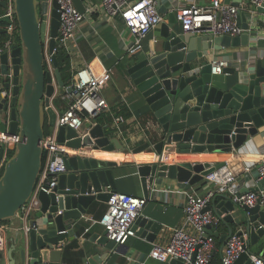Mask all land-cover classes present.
I'll return each instance as SVG.
<instances>
[{
    "label": "water",
    "instance_id": "obj_1",
    "mask_svg": "<svg viewBox=\"0 0 264 264\" xmlns=\"http://www.w3.org/2000/svg\"><path fill=\"white\" fill-rule=\"evenodd\" d=\"M85 1L74 0L81 12H85ZM6 6L7 0H0V7L5 9ZM14 8L20 42H13L0 53L3 79L0 109L7 115L9 133L17 135L18 141L9 147L12 154L6 159L0 175V224L15 217L33 194L43 168L46 125L55 126L57 117L53 98L63 93L67 84L55 51L60 27L57 1L14 0ZM157 8L168 15V23H162L161 38L147 49L134 53L128 68L133 84L149 105L153 129L152 137L133 152L153 150L159 155L157 161L138 166L145 197L149 184L157 177L174 179L179 187L185 188L207 181L206 175L226 163L211 160L168 163L163 158L165 151L229 152L241 147L264 127V58H257L247 73H238L237 80H215L211 61L205 54L212 48L247 45L250 34L186 33L178 27L174 12H168L160 1ZM244 19L245 12L241 11L238 23L241 25ZM8 21L9 18L1 17L0 13V22ZM243 27L249 26L244 23ZM46 50L52 55L53 70L45 68ZM224 72L235 74L236 69L229 66ZM57 140L74 149L129 150L119 137L90 121L85 122L81 130L61 126ZM4 152L5 148L0 146V163ZM65 163L67 171L60 174L53 191L39 195L41 214L30 220L28 227L19 230L13 239L8 250L10 264L17 260L20 264H61L62 247L57 248L61 234H74L73 225L67 221L80 219L91 203L96 200L109 202L118 192L113 168L117 162L70 153L65 156ZM263 184L264 181L253 189ZM205 209L225 214V222L246 228L250 233L249 247L234 264H253L250 246L264 235V208L239 205L228 192L220 191ZM237 210L242 215L232 214ZM134 228L154 241L162 225L139 216ZM214 229L208 226L207 234H212ZM232 233L234 229L230 228V235ZM99 237L100 244L109 241L105 230L94 234L92 240ZM16 243L20 244L19 259L13 255ZM101 258L100 254H95L89 261L100 264ZM166 262L189 264L172 257Z\"/></svg>",
    "mask_w": 264,
    "mask_h": 264
},
{
    "label": "crops",
    "instance_id": "obj_2",
    "mask_svg": "<svg viewBox=\"0 0 264 264\" xmlns=\"http://www.w3.org/2000/svg\"><path fill=\"white\" fill-rule=\"evenodd\" d=\"M156 1H160L161 4L165 5L168 12L174 13L173 8L177 6H185L193 2L205 5L211 2V0ZM224 1L237 6H244L248 9L252 0ZM101 2L102 0L85 1L86 8L94 7V10L87 15L78 30V38L73 45L70 61L74 69L88 65L97 76H102L109 69L113 70V73L109 74L105 79L102 89V95L107 99L109 109L99 115L100 119H94L91 122H94L93 124H101L108 134L119 137L129 150L88 149L85 152L87 153L86 155L97 159L117 162V165L113 168L118 192L145 196L137 172L138 166L157 161L159 155L153 150L133 152L134 148L146 142L153 135L149 105L133 84L128 73L132 55L127 53L126 44L132 42L134 36L128 30L122 16L109 17L105 14L104 10L101 9ZM3 10L0 7L1 14ZM241 11L245 12V19L242 21L241 26L243 27L244 23L249 26L245 31L250 34L249 43L247 45L222 47L220 50L212 48L205 52L207 60L226 58L230 62V67L236 69L235 74L225 72L214 74L215 80H237L238 73H247L257 58H264V14L260 9L255 13L250 10ZM164 15L165 21L168 23V15ZM5 23L0 22V26L3 28L0 34V44L2 45L4 40L10 37H13V42L16 43L15 33L11 35L6 32L4 29ZM177 25L182 30L179 21ZM161 27L162 23L150 31L143 39V49L152 46L156 40L161 38ZM170 30H172V25H170ZM196 34L204 35L207 32H198ZM2 80V76H0V95L3 87ZM53 104L61 108V103L58 104L53 101ZM126 110L130 114L128 117L123 113ZM119 115L124 117V121L116 123L114 119ZM0 131L9 133L8 118L1 109ZM11 145L0 143V146L5 148L3 160L0 163V171L9 157V147ZM163 158L168 163L201 162L204 160L228 162L238 171L236 184L241 187V190L253 189L258 186L256 166L264 159V127H261L256 135L247 139L241 147L229 152H212L210 154L186 153L170 149L163 153ZM247 165L251 167V171L246 173L243 167ZM213 187L212 183L202 180L195 185H187V187L181 188L174 179L168 177L155 178L154 183L148 186V200L140 214V216L149 218L162 225V230L154 241L149 240L145 235L137 233L138 229L135 236L130 237L122 244H117L112 240L100 244L98 243L100 237L95 241L92 240L94 234L105 230L103 225L98 223L97 220L101 217L103 210L109 207V202L94 201L89 205L83 217L67 221V224L73 225L74 234L69 235L68 232L61 234V240L57 246V248L62 247L61 264H92L89 258L95 254L102 256L100 264H136L137 262L168 264L166 261L151 258L149 252L154 243L166 244L169 242L173 230L182 225L184 219V196L180 191L194 188L200 195H205ZM40 214V210H36L28 216L19 212L15 217L3 223L8 227L6 234L7 244L5 249L0 251L3 253V255H0V264L11 263L8 250L13 243V239L16 238L17 232L27 228L29 221ZM232 214L235 216L242 215L239 210L233 211ZM214 228L212 234L216 238V250L211 264H221L224 245L230 237V228L237 232L245 227L223 221ZM89 248H92V251H88ZM250 248L253 255H258L264 259V235L260 236ZM19 250L20 244L16 243L13 255L17 259H19ZM15 264L20 263L17 260Z\"/></svg>",
    "mask_w": 264,
    "mask_h": 264
},
{
    "label": "built area",
    "instance_id": "obj_3",
    "mask_svg": "<svg viewBox=\"0 0 264 264\" xmlns=\"http://www.w3.org/2000/svg\"><path fill=\"white\" fill-rule=\"evenodd\" d=\"M59 4L60 27L57 37L58 48H64L71 55L73 45L78 38V30L94 7L86 8L81 12L74 0H56ZM263 9L264 0H252L247 9L224 0H211L209 4L200 5L191 3L185 6L173 8L176 17L186 33L207 32L215 35L229 34L241 35L246 31L238 23V15L241 10L257 12ZM101 9L109 17L122 16L125 24L134 36L129 44H126L127 53L133 55L143 49V39L150 31L165 21V15L157 8L156 0H102ZM1 17H8L4 29L13 35L19 32L18 21L14 8V0H7V6ZM3 30L0 26V32ZM13 43V37L7 38L0 45V53L6 46ZM46 61L53 70L52 55L46 50ZM230 62L226 58H217L211 61V73L222 74ZM113 70L109 69L102 76H97L88 65L74 69L71 66L70 82L66 84L65 91L55 98H60L63 105L55 109L57 117L55 126L46 132L43 142L44 152L47 154L46 163L36 182L34 191L28 202L22 206L20 212L28 216L39 210L41 192L51 193L57 186L60 174L67 171L65 156L68 154L86 155L88 148L74 149L60 143L57 140V132L61 126H68L75 130H81L86 121H93L103 111L109 109L107 99L102 95L104 81ZM71 88V91L68 90ZM54 105V104H53ZM114 121H124L122 115L116 116ZM94 123V122H93ZM18 136L0 131V143L14 144ZM244 172H250V166L243 167ZM257 183L264 181V159L256 166ZM237 169L225 163L212 173L206 175L208 182L214 187L205 195H200L194 188L180 191L184 196V219L182 225L173 230L172 237L166 244L154 243L149 256L153 259L166 261L169 257L180 259L189 264H211L216 250V238L213 234H207V227H216L224 221L225 214H216L213 210H206L208 202L217 192L226 191L239 205L250 207L260 205L264 208V184L258 189L242 191L237 182ZM148 197L137 196L131 193L116 192L109 201V207L97 220L103 225L106 236L117 244L125 243L130 237L135 236L134 224L147 203ZM7 230L5 224H0V251L7 244ZM241 231V232H239ZM230 235L226 241L221 257V264H234L245 252L250 243V233L244 228ZM253 264H264V259L258 255H251Z\"/></svg>",
    "mask_w": 264,
    "mask_h": 264
},
{
    "label": "trees",
    "instance_id": "obj_4",
    "mask_svg": "<svg viewBox=\"0 0 264 264\" xmlns=\"http://www.w3.org/2000/svg\"><path fill=\"white\" fill-rule=\"evenodd\" d=\"M2 32H0L1 34ZM15 37H16V41L20 42V38H19V32L15 33ZM5 41V40H4ZM16 42V43H17ZM4 43V42H3ZM1 45V44H0ZM56 55H57V59H58V66L62 75L63 80L66 83L70 82V78H71V61H70V55L66 52V50L64 48H58L56 51ZM45 68L46 70H50L49 64L48 62L45 60ZM60 98H55L54 101L57 102ZM123 113L128 117L130 116L129 112L123 111ZM96 119H100V116L95 118ZM12 154V151H9V156ZM46 159H47V154L46 152H44L43 155V166L46 163ZM3 172V169L1 171V173ZM94 204H98V203H94ZM105 212V209L103 210ZM103 212V213H104ZM102 213V214H103ZM102 216V215H101ZM7 220H4L2 223H5Z\"/></svg>",
    "mask_w": 264,
    "mask_h": 264
},
{
    "label": "rangeland",
    "instance_id": "obj_5",
    "mask_svg": "<svg viewBox=\"0 0 264 264\" xmlns=\"http://www.w3.org/2000/svg\"><path fill=\"white\" fill-rule=\"evenodd\" d=\"M55 103H58V104H60L61 103V106L63 105V102L59 99L57 102H55ZM58 108H60V106H57ZM61 109V108H60ZM84 128V127H83ZM46 130H47V132H50V127L48 126V123H47V125H46ZM2 171V170H1ZM1 171H0V175H1Z\"/></svg>",
    "mask_w": 264,
    "mask_h": 264
}]
</instances>
